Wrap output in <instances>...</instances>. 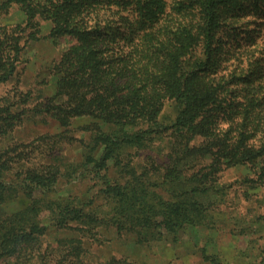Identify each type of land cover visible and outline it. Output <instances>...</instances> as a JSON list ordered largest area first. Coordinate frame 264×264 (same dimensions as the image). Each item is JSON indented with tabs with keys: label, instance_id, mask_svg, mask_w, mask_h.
Returning <instances> with one entry per match:
<instances>
[{
	"label": "trees",
	"instance_id": "trees-1",
	"mask_svg": "<svg viewBox=\"0 0 264 264\" xmlns=\"http://www.w3.org/2000/svg\"><path fill=\"white\" fill-rule=\"evenodd\" d=\"M44 1L48 5L35 0H4L6 5L19 4L29 17L37 14L50 18L51 35L77 40L76 45L69 46L52 63L53 74H59L56 92L39 110L51 113L62 125L69 124L72 118L86 117L96 126L84 164L102 184V195L109 199L111 225L149 240L152 235L214 224L213 207L218 203V193L224 194L215 177L222 165L247 164L254 176L245 182L253 189L263 185L264 139L261 137L257 145L246 141L241 136L242 126L234 140L231 131L236 126L229 124L225 129L219 126L220 115H227L232 121L225 110L229 103L223 102L228 101L230 91L224 90L233 76L223 82L214 77L220 61L213 49L217 39L213 21L215 6L222 0H205L202 5L208 22L200 41L202 51L195 55L199 41H186L177 32L180 39L172 48L163 39L171 42L175 33L164 29L160 33L156 29L165 13L163 0ZM110 5L128 14L122 15L131 31L125 37V49L119 45L113 29H109V23L93 20L99 11H113L107 9ZM148 51L153 53L146 57ZM18 54L12 52L0 61V83L13 76ZM151 55L156 57L152 65ZM209 74L212 76L206 81H196L197 77ZM167 101H171L173 117L163 113ZM92 127L86 129L93 130ZM167 132L171 134L168 162L153 178L145 172L136 173L132 164H122L130 149H144L155 139H165L167 135H162ZM212 141L224 146L214 152L210 150L216 146ZM111 163L124 169L130 178L124 181L111 178L108 175ZM10 172V163L0 158L3 264H23L27 250L39 245L49 228L69 230L75 225L77 230L89 232L91 227L108 222L107 216L100 219L70 198L51 196L61 173L59 168L43 173L22 169V176L17 179H9ZM146 181L164 185L169 197L148 189ZM63 240L74 244L72 252L75 247L82 249V241L77 238ZM207 257L210 264H228L218 256ZM256 264H264V260Z\"/></svg>",
	"mask_w": 264,
	"mask_h": 264
},
{
	"label": "rangeland",
	"instance_id": "rangeland-1",
	"mask_svg": "<svg viewBox=\"0 0 264 264\" xmlns=\"http://www.w3.org/2000/svg\"><path fill=\"white\" fill-rule=\"evenodd\" d=\"M35 2L48 5L44 0ZM204 2H161L165 13L156 29L160 33L163 29L175 33L171 42L163 39L167 45L174 48L180 39L177 32L186 41H201L203 27L208 22L202 9ZM107 9L120 8L110 5ZM114 10L99 11L93 20L109 23V29H113L119 45L125 49V37L131 31L122 15L128 14ZM213 25L217 37L213 49L220 61L214 77L217 82H223L233 76L224 90L230 91L228 101L223 102L229 103L225 110L232 121L227 115H220L219 126L223 129L229 124L236 126L238 129L233 127L231 131L234 140L244 126L241 136L257 145L261 137L264 139V0H222L215 6ZM52 27L50 18L37 14L29 17L19 4L6 5L0 0V61L12 52H19L13 76L0 83L3 109L0 158L11 165L9 179L22 176V169L26 168L42 173L59 168L61 173L51 196L70 198L100 219L107 216L108 220L113 214L107 204L109 199L102 195V184L84 164L88 145L94 142L96 126L86 117L72 118L69 124L62 125L51 113L39 110L56 92L59 74H53L52 63L69 46L77 44L76 38L51 35ZM199 45L193 55L202 51L201 42ZM149 53L153 52H146V57ZM151 56L152 65L156 57ZM211 76L197 77L196 81H206ZM170 103L165 102L163 113L173 117ZM87 126H93V130L86 129ZM164 135H167L165 139H155L144 149H130L122 164H132L136 173L145 172L153 178L168 162L171 134ZM212 143L216 145L210 148L214 152L224 146ZM108 175L117 181L130 178L113 163ZM253 176L247 164L222 165L215 173L216 185L222 186L224 194L217 195L218 203L212 212L214 224L186 227L163 236L152 235L149 240L140 238L136 232L117 229L110 220L91 227L89 232L77 230L75 225L60 231L52 227L40 238L39 245L27 246L33 248L27 250L23 264H210L207 255L218 256L228 264H256L264 260V182L260 188H250L245 179ZM144 184L164 198L169 197L164 185L149 181ZM64 238L79 239L82 249L75 247L72 252L74 244L65 242Z\"/></svg>",
	"mask_w": 264,
	"mask_h": 264
}]
</instances>
